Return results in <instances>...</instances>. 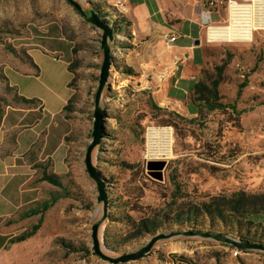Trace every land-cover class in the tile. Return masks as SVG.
Returning <instances> with one entry per match:
<instances>
[{
	"label": "rangeland",
	"instance_id": "obj_1",
	"mask_svg": "<svg viewBox=\"0 0 264 264\" xmlns=\"http://www.w3.org/2000/svg\"><path fill=\"white\" fill-rule=\"evenodd\" d=\"M78 1L88 14L94 7L115 10L113 0ZM221 5L226 7V0ZM31 32L55 40L67 37L73 41L77 50L74 54L80 61L72 85L76 93L74 109L63 111L71 126L61 122L62 130L53 128V138L47 145L44 134L37 139L31 148L37 155V172L27 183L37 186V200H43L59 188L41 180L42 172L44 168L56 170L62 174L69 196L60 198L46 211L35 237L19 247L4 250L0 264H114L93 250L92 226L102 217L103 204L97 200L96 183L84 160L92 140L94 99L103 61L102 31L67 0H0V42L4 47L21 43V37ZM111 47V88L104 90L101 102L107 110L106 131L93 152V161L109 196L108 216L100 230L106 253L119 256L136 251L157 233L179 230V226L165 222L156 233L137 236L131 223L152 212L172 217L180 206L184 209L190 202L204 200L206 195L238 189L264 192V29L255 31L252 40L209 43L207 52L211 60L204 68L207 73H216L215 67L228 60L219 90L220 101L229 107H202L197 116L191 117L165 110L149 89L134 80L125 81L131 79L122 73L123 57L132 49L129 38L116 34ZM66 58V53L54 49L51 53L41 52L39 61H35L39 75L29 65L31 75L24 78L25 86L36 89L37 98L44 101V113L56 114L57 119L70 94L68 83L72 75ZM245 77L248 84L238 97ZM0 81L5 82L1 75ZM0 88V107L7 102L13 104L15 91L7 90L5 85ZM151 99L158 101L157 108ZM39 109L38 105L37 113ZM154 127L172 132L170 156L158 154L160 158H155L156 154L150 152V145H163L165 140L162 136L150 137ZM56 149L52 157L51 152ZM32 156L33 153H27V160ZM150 160L166 161L165 168L160 170L162 177L158 170L148 169ZM38 217L17 220L16 224L0 220V231L13 236L22 227H30ZM255 220L251 236L256 235L255 242L264 244V214ZM224 244L213 238L179 235L158 241L143 258L119 264H172V254L183 255L194 264H264V250H242L235 255V247Z\"/></svg>",
	"mask_w": 264,
	"mask_h": 264
},
{
	"label": "crops",
	"instance_id": "obj_2",
	"mask_svg": "<svg viewBox=\"0 0 264 264\" xmlns=\"http://www.w3.org/2000/svg\"><path fill=\"white\" fill-rule=\"evenodd\" d=\"M223 1L220 0L215 8H210L206 0H113L115 8L130 23V37L124 33L118 34L129 38L132 45V49L123 57V64L124 67L132 68L134 74L122 71L131 78L125 81L134 80L144 89H149L151 96H156L160 101L158 103L156 100V103L161 104L165 110H175L190 117L197 116V107L190 99V89L202 78L203 69L211 60L207 46L213 42L206 38V27L226 21L227 7L221 5ZM173 34L178 37L171 43L169 37ZM21 38L22 42L13 46L27 50L36 62L41 52L51 53L52 49L67 54V65L76 57L73 41L65 36L55 40L31 32ZM196 40L200 41L199 44ZM29 65L6 50L0 42V73L7 77L10 85L17 86L19 94L37 98V90L24 84V78L31 75ZM5 84L0 81V87ZM68 88L70 94L64 99L65 105L73 93L72 87ZM42 103L43 110L39 109V113L37 107L16 104L6 105L0 113V219L3 221L15 218L20 209L38 199L37 186H27L37 172L34 163L27 160L28 151L43 134L44 145H47L50 138H53L52 129L62 130L61 122L70 124L63 110L57 119L56 114H45V103ZM56 152L57 149L51 152L52 157ZM25 228L22 227L18 233ZM36 235L11 246L19 247ZM10 237L0 231V254L7 249L5 245ZM172 262L194 264L179 255Z\"/></svg>",
	"mask_w": 264,
	"mask_h": 264
},
{
	"label": "trees",
	"instance_id": "obj_3",
	"mask_svg": "<svg viewBox=\"0 0 264 264\" xmlns=\"http://www.w3.org/2000/svg\"><path fill=\"white\" fill-rule=\"evenodd\" d=\"M91 9H94L106 22L109 23V25H111L114 29L115 35L124 33L129 37L131 36L129 21L116 8L112 11L109 9L102 11L99 7ZM5 48L21 61L30 64L34 68V73L39 75L40 68L27 50L17 49L11 45H5ZM73 52H77L75 46L73 47ZM227 64L228 60L223 61L221 65L216 66V73L214 74L207 73V71L203 69L202 75L207 73L206 79L202 80L201 78L192 85L190 89V93L192 91V97H190V99L192 103L196 105L198 111L202 107H205L208 110L229 107V105L220 101L219 90V85L224 81L223 72ZM78 65H80V61L77 57H75L68 65L69 71L73 74L71 81L68 83L69 87H72L74 84L73 82L76 80L75 70ZM124 68V72L134 74L132 68ZM0 75L6 82V89L15 91L13 104L26 107H37L39 105L40 109L43 110V103L41 99L27 98L26 96L19 94L17 86L10 85L7 77L3 73H0ZM247 84L248 79L245 77L244 81L239 85L237 93L238 97L241 94L242 88H244ZM1 96L2 95L0 94V103L2 102ZM75 98L76 93L73 92L66 105H64L63 111L74 109L72 104L75 101ZM151 102L153 106L157 108V104L152 99ZM9 104L12 105V103H6V105ZM3 108V106L0 107V113L3 112ZM28 153H33L30 161L36 166V154L31 150L28 151ZM214 154H216V151L213 152V155ZM210 167L214 168V170L219 169V167L216 166ZM62 178V174L54 171L50 172L44 168L41 180L53 184L58 187L59 190L53 191L49 197L43 200H37L23 207L18 211L15 218L6 219V224H9L17 220H24L39 216L38 220L30 227L25 228L20 233L10 237L5 245L6 248H9L14 243L25 241L34 236L42 225L46 211L53 207L60 198L69 196L68 192H66ZM174 204H176V202ZM184 207V209H182V206L177 208L172 217H170L169 214H161L162 212H152L149 215L141 217L137 221H133L131 226L136 228L137 236L154 234L162 227L163 223L170 222L171 225L179 226V230H184L186 228V230L192 231L222 233L238 237L242 240L257 241L256 235L251 236L250 228L256 222L255 219L264 214V192H250L245 189H238L232 192H220L214 195H206L204 200L200 202H190ZM224 245L228 244L225 243ZM175 256L176 255L174 254L169 255L171 259H175ZM179 256L184 257L183 255Z\"/></svg>",
	"mask_w": 264,
	"mask_h": 264
},
{
	"label": "water",
	"instance_id": "obj_4",
	"mask_svg": "<svg viewBox=\"0 0 264 264\" xmlns=\"http://www.w3.org/2000/svg\"><path fill=\"white\" fill-rule=\"evenodd\" d=\"M86 20H88L92 25L97 27L102 31L101 37V49L103 51V61L99 73V83L95 93L94 99V119L92 128V140L88 144L85 154V165L88 170L89 175L95 181L98 190V202L103 204V215L102 217L94 223L92 226V239H93V250L102 259L107 260L114 264L126 263L129 261H135L140 258L145 257L151 251L153 246L160 240L169 239L179 235H191V236H201L213 238L223 243L232 245L240 250L257 249L264 250V244L250 241L242 240L237 237L230 235H225L222 233H210L203 231H192V230H179L171 231L169 233H157L151 237V239L141 248L136 251L123 253L119 256H111L102 249V243L100 238V230L103 222L108 216V206H109V196L104 178L102 177L98 167L93 161L94 149L100 145L104 134L106 131L107 122V110L102 105V97L105 89L111 88V83L109 81L111 69L113 67V54L111 43L114 41L115 33L114 29L106 22L94 9H89V14L84 9L82 4L78 0H67ZM199 40L196 43L199 44ZM148 169L151 172L158 170V176L162 177L161 169L165 168L166 161L164 160H150L148 161Z\"/></svg>",
	"mask_w": 264,
	"mask_h": 264
},
{
	"label": "built area",
	"instance_id": "obj_5",
	"mask_svg": "<svg viewBox=\"0 0 264 264\" xmlns=\"http://www.w3.org/2000/svg\"><path fill=\"white\" fill-rule=\"evenodd\" d=\"M206 2L210 8H215L220 0ZM226 7V21L206 27V38L209 42L252 40L255 31L264 29V0H227ZM177 37V34L170 35V42L174 43ZM151 130L149 134L153 137ZM149 148L152 154H156L153 157L160 158L154 143ZM241 252L242 250L235 247V255Z\"/></svg>",
	"mask_w": 264,
	"mask_h": 264
},
{
	"label": "bare ground",
	"instance_id": "obj_6",
	"mask_svg": "<svg viewBox=\"0 0 264 264\" xmlns=\"http://www.w3.org/2000/svg\"><path fill=\"white\" fill-rule=\"evenodd\" d=\"M151 135L153 137H157V136L164 137L165 140H164V144L163 145H157V144H155L154 146L157 147V149H158L157 152H159V154L160 153H162V154H168L170 156L172 154V145H173V141H174L172 132L171 131L170 132H166L165 129H159L157 127H154L151 130Z\"/></svg>",
	"mask_w": 264,
	"mask_h": 264
}]
</instances>
